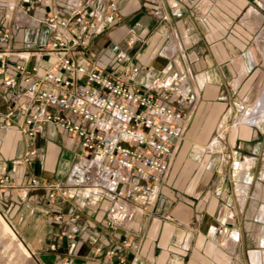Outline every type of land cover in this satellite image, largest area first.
I'll return each mask as SVG.
<instances>
[{"label": "crops", "instance_id": "obj_1", "mask_svg": "<svg viewBox=\"0 0 264 264\" xmlns=\"http://www.w3.org/2000/svg\"><path fill=\"white\" fill-rule=\"evenodd\" d=\"M110 1L117 19L89 36L88 61L115 74L125 53L157 76L185 75L195 92L192 102L168 101L187 121L155 206L119 225L109 198L75 181L86 165L79 140L52 123L26 131L37 103L27 79L52 87L42 81L57 60L46 45L67 34L48 15ZM0 53V175L75 192L23 202L0 194V213L40 264H264V0H0Z\"/></svg>", "mask_w": 264, "mask_h": 264}, {"label": "built area", "instance_id": "obj_2", "mask_svg": "<svg viewBox=\"0 0 264 264\" xmlns=\"http://www.w3.org/2000/svg\"><path fill=\"white\" fill-rule=\"evenodd\" d=\"M117 16L116 1H110L106 8L89 10L76 5L69 17L49 14L47 22L52 28L67 31L46 45V51L57 58L56 67L45 70L42 79L52 87L41 88L40 82L27 79L26 90L35 94L37 102L26 119L27 133L34 135L39 125L52 123L79 140L86 165L75 172V181L82 184L86 195L100 192L109 198L112 225L131 222L136 212H150L155 206L159 183L171 168L187 121L185 112L168 101L195 99L185 75L157 76L125 53L117 55L120 68L115 74H107L88 61L89 36L108 30ZM2 36L6 39L9 35ZM0 60L5 63L4 53H0ZM13 81L10 78L8 84ZM10 189L21 193L15 197ZM2 191L16 202L26 201L30 195L48 200L75 197L73 188L59 181L41 182L34 177L25 184H15L6 173L0 175V194ZM56 236L72 235L58 231ZM63 264L72 261L65 259Z\"/></svg>", "mask_w": 264, "mask_h": 264}, {"label": "rangeland", "instance_id": "obj_3", "mask_svg": "<svg viewBox=\"0 0 264 264\" xmlns=\"http://www.w3.org/2000/svg\"><path fill=\"white\" fill-rule=\"evenodd\" d=\"M8 234L9 233L5 232V230L3 229L1 222L0 264H40L39 261L36 259L35 255L28 257V255L20 249L15 240L12 239L10 234Z\"/></svg>", "mask_w": 264, "mask_h": 264}, {"label": "bare ground", "instance_id": "obj_4", "mask_svg": "<svg viewBox=\"0 0 264 264\" xmlns=\"http://www.w3.org/2000/svg\"><path fill=\"white\" fill-rule=\"evenodd\" d=\"M2 222V227L5 230V232H8L13 240L17 243V245L20 247V249L26 253L28 256H31V252L28 251L26 246L22 243V241L18 238L17 234L14 232V230L10 227V225L5 221L4 217L0 214V225ZM8 234V235H9Z\"/></svg>", "mask_w": 264, "mask_h": 264}, {"label": "water", "instance_id": "obj_5", "mask_svg": "<svg viewBox=\"0 0 264 264\" xmlns=\"http://www.w3.org/2000/svg\"><path fill=\"white\" fill-rule=\"evenodd\" d=\"M27 247V246H26ZM28 248V247H27ZM29 249V248H28ZM29 251L31 252V254L33 255V252L29 249Z\"/></svg>", "mask_w": 264, "mask_h": 264}]
</instances>
